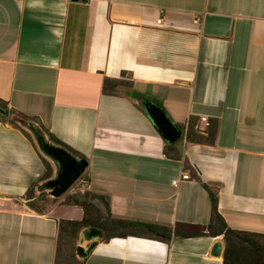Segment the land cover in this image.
Wrapping results in <instances>:
<instances>
[{"label":"crops","instance_id":"1","mask_svg":"<svg viewBox=\"0 0 264 264\" xmlns=\"http://www.w3.org/2000/svg\"><path fill=\"white\" fill-rule=\"evenodd\" d=\"M135 97L183 128L180 160ZM0 102L88 159L77 199L104 214L210 224L198 180L173 185L188 160L231 229L264 234V0H0ZM191 121H217L215 143H188ZM44 171L0 115V264H56L60 221L84 218L69 195L43 213L18 200ZM104 238L83 264H223L211 255L223 236Z\"/></svg>","mask_w":264,"mask_h":264},{"label":"trees","instance_id":"2","mask_svg":"<svg viewBox=\"0 0 264 264\" xmlns=\"http://www.w3.org/2000/svg\"><path fill=\"white\" fill-rule=\"evenodd\" d=\"M108 83L115 86L121 84V82L117 80H107L106 85ZM18 114L22 115L21 113ZM2 119L4 121H7V119L4 117H2ZM9 123L15 126L12 121H9ZM195 124L196 121H191L186 129L187 142L194 144H214L218 131L217 121L210 122L207 130L205 131H201L200 129L196 128ZM22 133L29 139V141L34 146L31 137L24 131H22ZM50 137L54 141L62 143L54 136L50 135ZM175 145L176 143L172 145L166 143L165 153L170 158L180 160L181 156L175 150ZM65 146L72 152L79 155L67 145ZM41 160L44 165L45 171L42 177L36 183H38L40 180L49 177L51 174V166L42 158ZM184 166L186 170L190 171L191 177L198 180V182L209 193L211 197L212 212L210 224L198 225L178 223L174 228H163L140 222L117 220L112 217L110 210H107L106 214H104L102 211L98 210L91 202H89V194H86L85 196L79 199H77V194L69 195L65 203L74 204L81 208L84 213V218L81 221H60L55 263L83 264V262L77 260L75 253V244L78 239V234L82 227H95L100 229L105 234L104 240H109V238L112 237L125 238L128 236H137L160 240L162 242L170 244L173 238L223 236L225 242L223 264H264V234H258L248 231H236L231 229L226 224L224 218L218 212V194L202 182L199 170L188 160H185ZM36 183L32 185V187L24 196L19 197L18 200L27 205L29 208L33 209L34 211L38 213H43L46 208L42 206V203L46 201H52L46 195L37 196L35 194L34 187ZM70 244H72V246L71 248H68Z\"/></svg>","mask_w":264,"mask_h":264},{"label":"water","instance_id":"3","mask_svg":"<svg viewBox=\"0 0 264 264\" xmlns=\"http://www.w3.org/2000/svg\"><path fill=\"white\" fill-rule=\"evenodd\" d=\"M133 102L151 119L167 144H175L185 137L183 128L174 123L160 105L149 99L136 98ZM0 115L26 132L31 137L37 153L51 166L50 176L36 183L35 194L46 195L52 201L64 197L88 169V159L72 152L64 144L54 141L39 120L22 116L4 107H0ZM102 240L103 233L100 229L82 227L76 242L77 259L79 261L87 259ZM224 249L223 242L217 241L211 255L220 258Z\"/></svg>","mask_w":264,"mask_h":264},{"label":"built area","instance_id":"4","mask_svg":"<svg viewBox=\"0 0 264 264\" xmlns=\"http://www.w3.org/2000/svg\"><path fill=\"white\" fill-rule=\"evenodd\" d=\"M161 21H162V20L159 19V20L157 21V23H158V24H161ZM195 22L198 23V22H199V19H196ZM202 120L205 121V122H208L206 118H202ZM190 179H191L190 171H189V170H186V171H184V172L182 173L181 178H180L179 180L173 182V185H174V186H178V185L180 184L181 181H187V180H190ZM82 182H83V181H82ZM76 185H78V183L74 184V186H73L68 192H71V194H72V193H73V194L77 193L78 191H76V190H78V188H77V189H74ZM84 185H85V183H84ZM80 186H83V185H80Z\"/></svg>","mask_w":264,"mask_h":264},{"label":"rangeland","instance_id":"5","mask_svg":"<svg viewBox=\"0 0 264 264\" xmlns=\"http://www.w3.org/2000/svg\"><path fill=\"white\" fill-rule=\"evenodd\" d=\"M0 107H2L1 104H0ZM83 177H84V176H82V177L76 182V183H78V185H76L74 189H77V188H78V190H76V191H78L77 194L79 193L80 188H82V186H80V185H84V182L81 181V179H82ZM84 179H85V178H84ZM76 183H75V184H76ZM75 194H76V193H75ZM67 195H74V194H73V193L71 194V192H68V193L64 196V198L67 197ZM60 200H61V199H60ZM57 201H58V200H57ZM55 202H56V201H55ZM55 202H53V204H54ZM50 205H52V202H50V201H46V202H43V203H42V206L45 207V208L49 207ZM76 244H77V243H76ZM76 244H75V246H76ZM71 246H72V244H70L69 247H68V246H67V247H68V248H71Z\"/></svg>","mask_w":264,"mask_h":264},{"label":"flooded vegetation","instance_id":"6","mask_svg":"<svg viewBox=\"0 0 264 264\" xmlns=\"http://www.w3.org/2000/svg\"><path fill=\"white\" fill-rule=\"evenodd\" d=\"M135 98H138V97H135ZM0 104L4 107V104L0 102ZM159 105V104H158ZM6 108V107H5Z\"/></svg>","mask_w":264,"mask_h":264}]
</instances>
